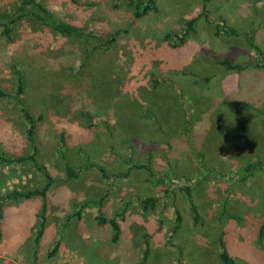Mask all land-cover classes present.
<instances>
[{
	"label": "rangeland",
	"instance_id": "374dc122",
	"mask_svg": "<svg viewBox=\"0 0 264 264\" xmlns=\"http://www.w3.org/2000/svg\"><path fill=\"white\" fill-rule=\"evenodd\" d=\"M20 1L0 0V13ZM36 1L57 21L117 30L119 39L99 52L93 40H74L36 19L12 23L8 41L0 27V86L13 90V68L29 72L26 100L46 117L37 128L35 161L55 178L41 242L34 237L40 197L0 202V249L16 250L3 262L29 264L34 250L51 248L60 235L53 230L78 203L83 216L68 225L66 246L74 244L73 233L88 235L85 245L71 248L85 253L84 264H132L145 242L147 264H223L221 250L235 264H264V0H151L152 9L138 18L130 0ZM39 86L65 99L68 110L49 112L33 95ZM26 126L17 104L0 98V156L31 152ZM66 163L82 166L78 178L60 180ZM43 183L28 161L0 160V197ZM183 186L190 187L196 222ZM143 197L157 201L144 209L136 200ZM98 213L126 216L124 233L135 238L122 242L128 254L108 242L109 226L89 223Z\"/></svg>",
	"mask_w": 264,
	"mask_h": 264
},
{
	"label": "trees",
	"instance_id": "16d2710c",
	"mask_svg": "<svg viewBox=\"0 0 264 264\" xmlns=\"http://www.w3.org/2000/svg\"><path fill=\"white\" fill-rule=\"evenodd\" d=\"M130 5L133 7V13L132 15L135 18L142 17L144 16L149 9H152L150 3L151 0H130ZM36 19L40 21V23L43 26L48 27L49 29L60 33L62 35L69 36L73 38L74 40H79V41H92L94 42L93 46L91 47L92 50H98L100 51H107L110 49V47L119 39L118 34L119 31H114V32H106L104 30H97V31H89L85 30L83 28H78L72 24H68L65 22L57 21L49 12L48 10L43 7L41 4H39L36 0H21L19 5L16 6L14 10H12L10 13H0V27H1V33L4 35V38L8 41L11 39V25L14 23L16 20H24V19ZM193 19H190L186 23V28L183 31L182 35L184 36L190 29L191 25L193 23ZM225 32L233 33L234 31L232 29L227 28L224 30ZM216 33H219L218 28L216 30ZM88 48L85 49V57H88ZM84 63V62H83ZM223 63L227 66V68H238V67H233L228 63V60H224ZM83 64H81L82 66ZM22 69V68H21ZM20 68H13L12 73H13V82L12 84L14 85V88L12 91H9L8 89H4V87L0 86V98H9L13 100L20 111V114L22 118L26 121L27 126L25 128V140L27 141V144L30 147L31 152H29L27 155L23 156H0V160L6 164L10 163H23L25 161H28L31 163V165L34 166L35 169H37L44 180V183L42 186L39 188H34L31 190H28L24 193H16V192H7L4 195H1L0 197V202L2 201H7L10 199H16L19 196H24L25 198L32 197V196H37L41 198V208L40 211L36 214L38 221H39V229L36 232V239L40 236L42 233V227L45 221V204H46V194L48 188H50L51 184L55 181V178L52 177L50 174L48 168L43 165V164H38L35 161V154L37 152V143H36V135H37V128L39 126L40 122H43L46 117L43 111H38L39 106H35L34 102L33 104L32 101H27L26 97L27 94L30 93L31 85L26 82L27 79H29V75L26 76V73L29 74L28 71H23L21 73ZM26 72V73H25ZM30 75H33L32 73ZM25 80V87H24V80ZM31 82V80H30ZM40 89L43 90L42 93H40ZM105 89H103L104 92ZM38 91V92H37ZM36 92L33 93L34 96L39 95L41 98V104L48 109V111H52L55 114H59L61 110L67 111L68 108L65 105V99L63 100H58L54 97L51 96L49 93L50 90L47 88H42L39 86V89ZM105 98L102 99L104 101ZM41 105V106H42ZM41 108V107H40ZM34 110L36 112H34ZM62 113H60L61 115ZM81 115L83 116L82 118L87 121V127H90L91 121H90V116L85 117L83 112H81ZM146 115H151L149 112L146 113ZM87 116V115H86ZM63 133L60 134V137L62 139L63 143V138H62ZM60 155H62L61 152H59ZM259 164H262L259 162ZM93 167H97V170L101 173L104 174V170L98 165H92ZM88 164V166H90ZM82 169V166H78L76 168H72L68 163L64 164V175L63 178L62 176L59 177L61 181H69L72 179H76L79 177L80 170ZM151 174V172H149ZM150 177H152L150 175ZM183 197L185 201L188 203L192 213H193V219L195 221L198 220V214L195 206L191 202V195H190V189L188 186H183L181 188ZM99 200H102L101 198ZM138 201L141 203V206L146 209V208H152L157 199L155 197H144V198H139ZM90 203H97L96 201H87L85 204H90ZM82 205H75V210L70 212L64 217V220L60 224L61 227L59 231L61 232L62 229L68 224L69 220L73 217H78L80 215V211ZM122 217V216H121ZM97 222L98 223H104L106 222V219L101 216L100 213L97 214L96 216ZM176 220H180V215L177 212L176 213ZM108 224L110 225L112 229V234H111V240L116 241L119 235V229H118V223L115 217H112L107 220ZM59 240H56L53 247L49 250L48 255L51 256L54 254L56 248L58 247ZM147 255V250L142 253L141 260L139 264H142L144 259L146 258ZM220 261L223 264H235L234 260L229 256V254L225 250H221L218 254ZM33 261H36V257H33ZM182 264V263H179Z\"/></svg>",
	"mask_w": 264,
	"mask_h": 264
},
{
	"label": "crops",
	"instance_id": "0c3cea01",
	"mask_svg": "<svg viewBox=\"0 0 264 264\" xmlns=\"http://www.w3.org/2000/svg\"><path fill=\"white\" fill-rule=\"evenodd\" d=\"M189 189H190V187H189ZM136 200H138V199H136ZM191 202H192V200H191ZM76 204H78V203H74V206ZM41 205H42V202L40 203V208H41ZM46 209H47V203L45 204V211H44L45 221H44V224H43V227H42V233L40 234V236L37 239L35 238L36 241H39V242L42 241L43 236L45 235L46 230H47L48 219L46 217ZM83 211L84 210H82L80 212V215L78 217H73V218H71L69 220V222L65 226L64 230H62L63 232L62 231L61 232L59 231V229L61 227L60 224L64 220V217L67 214H69L70 212L65 213L63 215V217L61 216L62 219L59 221L60 224H57V226L53 230V232H55L56 235H57V233L60 234V235L58 234L60 237L59 236H56L54 238V241L59 240L58 247L56 248L54 254L51 255V256H49L48 255V252L53 247V245H54L55 242L53 243L52 247L51 248L48 247L43 254H41L40 251H36V250H34L32 253H30L31 254L30 255V259L28 261L29 264H60L61 261H62L63 264H75L76 262H78L80 264H84L85 253H82L81 254V253H79V251H78L77 248H75V249H71V248H74L75 246L78 247V245H80V247L82 245H85V241H86V238L88 237V235H85L82 231L73 233L74 234V239H75L74 240V244L73 245H70L69 244L68 246H66L68 244V241L66 239V236H68V237L71 236V233L68 232V225L71 223V220L82 218ZM96 216H97V214L91 216L89 223H91L92 225H95V226H99V225L100 226H107V228L109 226V228H108L109 229V233L107 235L108 242L111 244V246H115V247H118L121 244L123 250L126 252L125 255L128 254L127 252L131 249V247L130 246H127L126 244H124L122 242H124V241L130 242L131 240H134L135 238L129 232L124 233V228L122 226V223H123L122 221H125L126 216H123V214H122L121 215L122 217L120 216L118 219L116 218L117 223H118L119 235H118V238H117V240L115 242L111 240L112 229H111L110 225L107 222V220L110 219V217L101 215L103 218L106 219V222L100 224V223L97 222ZM35 218H36L35 221H37V230H38L39 229V221H38L37 216H35ZM49 225L51 226L50 222H49ZM37 230H36V232H37ZM65 231H66V233H65ZM36 232H35V236L34 237H36ZM90 237H91V240H93V241L94 240H98V238H95L94 235H91ZM134 245L135 244H133V247H134ZM145 249L147 250V255H146V258L144 259V261H143L142 264H147L148 257H149L148 244L146 242L144 244L142 253L145 251ZM133 251H134V249H133ZM15 253H16V250H14V251H8L4 247L1 248L0 249L1 264H20V263H15L13 261H10L9 259H7V261L3 262V257L4 258H8L10 256H13ZM142 253H141V255H140L139 258H136L135 257L136 260L132 264H139V262L141 260ZM20 256L22 258H24L23 262H25L26 255L20 254ZM34 256L36 257V261L35 262L33 261V257ZM118 264H122V263L119 262Z\"/></svg>",
	"mask_w": 264,
	"mask_h": 264
}]
</instances>
